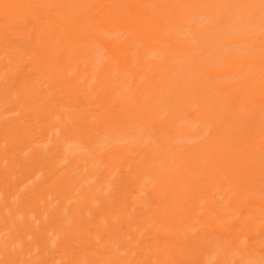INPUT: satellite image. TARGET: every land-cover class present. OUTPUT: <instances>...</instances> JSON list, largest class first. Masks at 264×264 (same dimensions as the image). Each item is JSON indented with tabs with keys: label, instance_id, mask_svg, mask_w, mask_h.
<instances>
[{
	"label": "bare ground",
	"instance_id": "1",
	"mask_svg": "<svg viewBox=\"0 0 264 264\" xmlns=\"http://www.w3.org/2000/svg\"><path fill=\"white\" fill-rule=\"evenodd\" d=\"M0 264H264V0H0Z\"/></svg>",
	"mask_w": 264,
	"mask_h": 264
}]
</instances>
